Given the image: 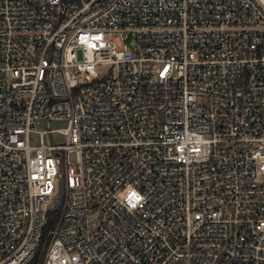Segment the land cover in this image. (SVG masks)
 Instances as JSON below:
<instances>
[{"label": "built area", "instance_id": "obj_1", "mask_svg": "<svg viewBox=\"0 0 264 264\" xmlns=\"http://www.w3.org/2000/svg\"><path fill=\"white\" fill-rule=\"evenodd\" d=\"M59 191L44 264H264V0H0V264Z\"/></svg>", "mask_w": 264, "mask_h": 264}, {"label": "trees", "instance_id": "obj_2", "mask_svg": "<svg viewBox=\"0 0 264 264\" xmlns=\"http://www.w3.org/2000/svg\"><path fill=\"white\" fill-rule=\"evenodd\" d=\"M59 209L48 211L47 222L42 231V237L33 256L25 264H44L45 255L50 242L49 231L54 227L59 216Z\"/></svg>", "mask_w": 264, "mask_h": 264}, {"label": "water", "instance_id": "obj_3", "mask_svg": "<svg viewBox=\"0 0 264 264\" xmlns=\"http://www.w3.org/2000/svg\"><path fill=\"white\" fill-rule=\"evenodd\" d=\"M60 198H61V192L59 191L55 197V205L52 207L53 210L58 209L59 203H60Z\"/></svg>", "mask_w": 264, "mask_h": 264}, {"label": "rangeland", "instance_id": "obj_4", "mask_svg": "<svg viewBox=\"0 0 264 264\" xmlns=\"http://www.w3.org/2000/svg\"><path fill=\"white\" fill-rule=\"evenodd\" d=\"M53 126L54 127H57V126H64V123H59V122H57V123H53ZM41 128V127H40ZM61 140V138H59L58 136H55V138H54V141L55 142H59Z\"/></svg>", "mask_w": 264, "mask_h": 264}]
</instances>
